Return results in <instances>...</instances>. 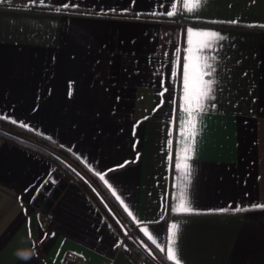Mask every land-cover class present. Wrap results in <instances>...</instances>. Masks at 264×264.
<instances>
[{
  "label": "crops",
  "instance_id": "crops-1",
  "mask_svg": "<svg viewBox=\"0 0 264 264\" xmlns=\"http://www.w3.org/2000/svg\"><path fill=\"white\" fill-rule=\"evenodd\" d=\"M188 28L224 37L207 53L214 107L196 116L190 146ZM203 39L193 36L190 71ZM0 116L76 155L147 240L143 230L163 239L178 223L181 264H264V0L193 11L184 0H2ZM185 163L195 211L174 213ZM54 172L53 198L34 205ZM72 253L83 264H144L82 185L0 136V264H66Z\"/></svg>",
  "mask_w": 264,
  "mask_h": 264
},
{
  "label": "snow or ice",
  "instance_id": "snow-or-ice-1",
  "mask_svg": "<svg viewBox=\"0 0 264 264\" xmlns=\"http://www.w3.org/2000/svg\"><path fill=\"white\" fill-rule=\"evenodd\" d=\"M2 2V0H0ZM32 4L39 3L40 5H45V0H31ZM207 0H193L191 7L187 0H184V7L188 9V11H193L196 8L202 6V4H206ZM63 7L67 8L68 5H64ZM173 11H168L166 13L167 16L171 17L174 15L175 5H172ZM60 11V8L56 9ZM187 36V44L188 48L186 52L188 55L185 57V63L183 66V88H184V101L185 105L182 107L185 111L189 113V121L188 123L191 126V132L188 136L185 137V143L187 145H191L195 141V135L197 131V120L196 116L202 114L207 111L209 107H214V105H209L207 102L214 99L213 96V85L215 84L214 77L215 67L212 61L215 60L214 56H209L207 53L210 51H214L218 45V42L223 40L224 37L215 31H203V30H194L193 28H188L186 30ZM193 36L204 37L199 47L196 48V53L198 54L199 60V70H192L190 61L193 59ZM209 77L205 79V77ZM193 82H195L196 87H193ZM195 112L187 105L193 104ZM11 123L16 124L17 121L11 120ZM21 127H27L24 124L20 125ZM169 146H171V141H169ZM187 160V157H185ZM179 167V165H177ZM117 167H123V165H118ZM184 171L182 173V181L183 186L180 189V195L176 197L178 202H174L171 208V211L174 213H192L195 210L191 205V200L189 197L188 186L191 184L192 177V167L190 164H184ZM103 178V177H101ZM115 195V193H113ZM117 199H120L117 197ZM123 204V201H121ZM125 210L127 211V205H125ZM220 211H224L223 209ZM131 216L132 212H128ZM179 229L178 223H172L167 229V235L165 238L161 239L155 232L152 235H148L147 229L143 230L147 235L148 240L151 241L153 245L156 246L161 252H165V261L166 264H181V260L179 258V250L176 245L177 232Z\"/></svg>",
  "mask_w": 264,
  "mask_h": 264
},
{
  "label": "trees",
  "instance_id": "trees-1",
  "mask_svg": "<svg viewBox=\"0 0 264 264\" xmlns=\"http://www.w3.org/2000/svg\"><path fill=\"white\" fill-rule=\"evenodd\" d=\"M20 125L0 116V136L44 154L54 162L59 171L82 185L114 224L122 236L123 244L144 264H166V254L139 232L110 190L76 155L52 138ZM135 235L144 241L148 248L138 241Z\"/></svg>",
  "mask_w": 264,
  "mask_h": 264
},
{
  "label": "water",
  "instance_id": "water-1",
  "mask_svg": "<svg viewBox=\"0 0 264 264\" xmlns=\"http://www.w3.org/2000/svg\"><path fill=\"white\" fill-rule=\"evenodd\" d=\"M59 180V173L54 172L42 186L40 192L35 196L33 204L38 207H45L50 202L51 198H53V191Z\"/></svg>",
  "mask_w": 264,
  "mask_h": 264
},
{
  "label": "built area",
  "instance_id": "built-area-1",
  "mask_svg": "<svg viewBox=\"0 0 264 264\" xmlns=\"http://www.w3.org/2000/svg\"><path fill=\"white\" fill-rule=\"evenodd\" d=\"M48 219H49V216L44 213L41 218L43 226L47 224ZM66 264H83V259L78 253H72L70 257L67 259Z\"/></svg>",
  "mask_w": 264,
  "mask_h": 264
}]
</instances>
